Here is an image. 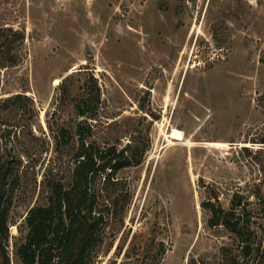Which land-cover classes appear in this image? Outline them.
Segmentation results:
<instances>
[{"label":"rangeland","instance_id":"1","mask_svg":"<svg viewBox=\"0 0 264 264\" xmlns=\"http://www.w3.org/2000/svg\"><path fill=\"white\" fill-rule=\"evenodd\" d=\"M1 29L24 33L16 64L0 66V160L20 159L21 174L10 264H18L15 242L30 208L47 200L48 179L71 180L75 151L58 150L56 135L67 126L77 148L81 117L60 83L71 77L82 86L84 70L102 93L89 140L149 143L140 164L118 172L131 201L124 221L107 225L92 264H251L262 256L264 0H0ZM17 93L27 96L18 114L5 102ZM173 128L182 138L169 135ZM234 198L251 230L247 255L239 237L209 224L208 202L228 209Z\"/></svg>","mask_w":264,"mask_h":264},{"label":"trees","instance_id":"2","mask_svg":"<svg viewBox=\"0 0 264 264\" xmlns=\"http://www.w3.org/2000/svg\"><path fill=\"white\" fill-rule=\"evenodd\" d=\"M23 37L24 33L19 30H0V66L16 64L13 47ZM83 72L82 86L77 87L70 81L71 77L60 83L62 100L71 99L74 112L81 117L75 130L80 142L77 148L66 139L73 136L67 126H60L56 135L58 150L63 145L75 151L71 180L66 183L62 178L48 179L47 200L30 208L26 216L27 229L15 242L18 264H92L94 250L104 241L107 225L113 219L123 222L131 201V191L118 172L140 164L149 143L136 140L120 148L116 143L103 147L89 140L93 135L89 119L97 117L102 93L97 76L91 71ZM5 102L18 114L20 110L25 111L27 96L17 93ZM19 161L18 158L0 160V256L3 264L11 263L7 249L9 216L13 191L21 183L17 169ZM238 203L234 198L232 206L226 209L208 202L209 224L223 225L239 237L242 251L247 255L253 247L247 232L250 228L238 213ZM251 264H264V252Z\"/></svg>","mask_w":264,"mask_h":264},{"label":"bare ground","instance_id":"3","mask_svg":"<svg viewBox=\"0 0 264 264\" xmlns=\"http://www.w3.org/2000/svg\"><path fill=\"white\" fill-rule=\"evenodd\" d=\"M58 81V79H57ZM172 138H182V132L178 128H173L171 133L169 134Z\"/></svg>","mask_w":264,"mask_h":264}]
</instances>
